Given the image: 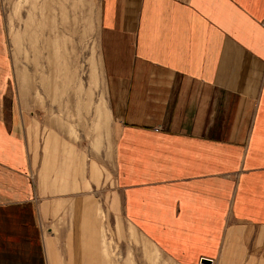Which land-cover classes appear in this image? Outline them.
<instances>
[{
  "label": "crops",
  "instance_id": "obj_1",
  "mask_svg": "<svg viewBox=\"0 0 264 264\" xmlns=\"http://www.w3.org/2000/svg\"><path fill=\"white\" fill-rule=\"evenodd\" d=\"M99 49L122 220L176 264H264V0H101ZM12 83L0 12V264H49Z\"/></svg>",
  "mask_w": 264,
  "mask_h": 264
},
{
  "label": "rangeland",
  "instance_id": "obj_2",
  "mask_svg": "<svg viewBox=\"0 0 264 264\" xmlns=\"http://www.w3.org/2000/svg\"><path fill=\"white\" fill-rule=\"evenodd\" d=\"M100 7L101 0H0L48 262L176 264L121 217ZM49 134L69 151H46ZM63 160L77 164L63 168Z\"/></svg>",
  "mask_w": 264,
  "mask_h": 264
}]
</instances>
